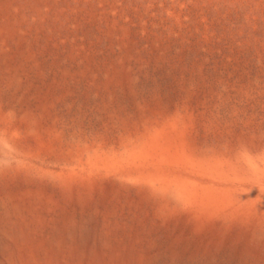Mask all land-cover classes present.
Here are the masks:
<instances>
[{"label": "rangeland", "instance_id": "374dc122", "mask_svg": "<svg viewBox=\"0 0 264 264\" xmlns=\"http://www.w3.org/2000/svg\"><path fill=\"white\" fill-rule=\"evenodd\" d=\"M0 264H264V0H0Z\"/></svg>", "mask_w": 264, "mask_h": 264}, {"label": "bare ground", "instance_id": "6f19581e", "mask_svg": "<svg viewBox=\"0 0 264 264\" xmlns=\"http://www.w3.org/2000/svg\"><path fill=\"white\" fill-rule=\"evenodd\" d=\"M1 149V148H0ZM2 150H0V156H2V153H1ZM1 158V157H0Z\"/></svg>", "mask_w": 264, "mask_h": 264}]
</instances>
